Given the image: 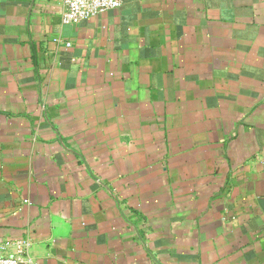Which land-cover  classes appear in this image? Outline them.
I'll return each instance as SVG.
<instances>
[{
  "label": "crops",
  "instance_id": "0c3cea01",
  "mask_svg": "<svg viewBox=\"0 0 264 264\" xmlns=\"http://www.w3.org/2000/svg\"><path fill=\"white\" fill-rule=\"evenodd\" d=\"M64 10L0 0V255L264 264V0Z\"/></svg>",
  "mask_w": 264,
  "mask_h": 264
},
{
  "label": "built area",
  "instance_id": "2783aa9c",
  "mask_svg": "<svg viewBox=\"0 0 264 264\" xmlns=\"http://www.w3.org/2000/svg\"><path fill=\"white\" fill-rule=\"evenodd\" d=\"M63 22L78 24L84 20L120 8L124 0H63ZM68 45H70L68 43ZM0 264H26L21 258L0 255Z\"/></svg>",
  "mask_w": 264,
  "mask_h": 264
}]
</instances>
